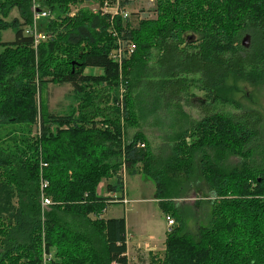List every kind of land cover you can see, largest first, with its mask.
Here are the masks:
<instances>
[{"label": "trees", "instance_id": "1", "mask_svg": "<svg viewBox=\"0 0 264 264\" xmlns=\"http://www.w3.org/2000/svg\"><path fill=\"white\" fill-rule=\"evenodd\" d=\"M38 2L45 38L34 44L31 0H0V264H135L125 218L103 216L124 199L121 168L147 176L173 219L149 263L264 264L261 114L224 96L227 79L264 83V0H154L155 17L136 21L122 16L135 0ZM49 84L71 87L68 111L48 110ZM192 87L197 119L179 100ZM226 103L235 111L207 107ZM148 118L168 131L166 147L139 130ZM202 186L206 219L191 233L176 200Z\"/></svg>", "mask_w": 264, "mask_h": 264}, {"label": "rangeland", "instance_id": "2", "mask_svg": "<svg viewBox=\"0 0 264 264\" xmlns=\"http://www.w3.org/2000/svg\"><path fill=\"white\" fill-rule=\"evenodd\" d=\"M154 7V0H135L133 5L126 8L127 12L131 15V20L140 19L144 17H155L152 12ZM138 15V17H135ZM17 16L15 10L10 13V17ZM245 36V35H244ZM13 39L11 31H5L2 35V40L9 41ZM190 39H195L194 36H190ZM86 72L95 73L97 70L86 69ZM225 85L233 88L229 93H224V96L232 97L242 109H255L261 114V137L260 142L264 145V83L259 85H249L248 83L240 80L227 79ZM224 85V86H225ZM46 93L47 108L49 111L56 113H64L70 109V105L73 103L71 97V87L68 84L53 85L49 84L46 88L42 89V97ZM192 93L193 95H191ZM203 92L192 87L189 93L182 92V97L179 100L185 105L184 110L190 114L193 118H199L201 115V108L199 101L203 98ZM225 97V98H226ZM200 98L201 100L197 99ZM228 98V97H227ZM193 104V106H187L185 102ZM206 101V100H204ZM203 101V102H204ZM209 103V102H205ZM217 106L216 108H213ZM208 110H222L225 112H233L235 109L232 105L226 104H209ZM212 110V111H213ZM154 122L151 118H148L143 126L139 127L142 133L145 135L147 142L149 141L151 147L155 150L159 146L166 147L168 144V131L161 129L157 126H152ZM102 126V125H101ZM166 129V128H165ZM135 131V128L128 127L126 131L128 137H130ZM144 144V143H143ZM168 152V151H167ZM260 150L256 151L254 157L259 161ZM231 162H238L236 158L230 159ZM122 176L123 189L124 185L127 189H124V196L128 200L126 203H122L118 200L107 205L103 212V216L117 217L121 216L125 218L126 232L129 241V255L128 259L131 263L135 264H154L148 262L147 253L149 250L156 253L158 256H162L163 244L165 234L168 228L166 216L161 212L155 199H153V183L147 176L142 173H135L128 175L124 168H121L118 172ZM127 178V179H126ZM107 183H114V178H104L100 184V189H105ZM127 190V194L126 191ZM189 191L185 199L176 200V205L180 207V211L185 215L184 220L187 226V230L191 233H195L199 224L205 222L206 203L210 201L209 195H211L204 186ZM103 195L111 196L109 193L104 192ZM120 192L115 193L114 197H121ZM207 196V197H206ZM201 202L198 207L194 206V201L200 199ZM209 199V200H208ZM176 224V223H175ZM170 227V226H169ZM169 230V229H168ZM151 236V237H150ZM150 237V239H149ZM151 239L154 243H151ZM141 240L146 243L145 248L137 247L134 242ZM141 257V259H139ZM46 258V257H45ZM44 259V257H43ZM47 260V259H46Z\"/></svg>", "mask_w": 264, "mask_h": 264}, {"label": "built area", "instance_id": "3", "mask_svg": "<svg viewBox=\"0 0 264 264\" xmlns=\"http://www.w3.org/2000/svg\"><path fill=\"white\" fill-rule=\"evenodd\" d=\"M103 12H107L113 17V15L117 12L116 7H111L107 3L104 4L102 7ZM31 10H32V26L31 28H28L25 30L26 33L31 34L34 38V44H37L40 40L45 38V34L38 29L39 22L44 19L47 16L46 11L43 9H40L38 0H31ZM122 16L125 18L128 16V12L124 11L122 12ZM134 48V44H129L127 47V53L129 54ZM125 53L124 48L120 41H118V47L116 51L113 53L112 57L115 59L120 60L121 56ZM140 146H143V143L140 144ZM42 186H45V183L42 184ZM128 200L124 197L122 200V203H126ZM43 204H49L48 199H43ZM167 225L171 226L173 224V219L169 216H166ZM112 264H118V263H112Z\"/></svg>", "mask_w": 264, "mask_h": 264}, {"label": "crops", "instance_id": "4", "mask_svg": "<svg viewBox=\"0 0 264 264\" xmlns=\"http://www.w3.org/2000/svg\"><path fill=\"white\" fill-rule=\"evenodd\" d=\"M127 179V178H126ZM124 189H127L126 187H125V185H124ZM102 189H100V191H101ZM126 192V194H127V190L125 191ZM111 196H115V193H109ZM125 195V194H124ZM125 197V196H124ZM127 198V197H126ZM117 217H120V216H117ZM169 229V226H168V228H167V230ZM126 236H127V232H126ZM151 237V236H150ZM150 237H149V239H150ZM151 243H154V240L153 239H151V241H150ZM164 242V241H163ZM135 244H136V246L137 247H143V248H145V244L146 243H143V242H141V240H137L136 242H134ZM163 249H164V244H163ZM149 251H151V250H149ZM129 241H128V237H127V252H126V255H127V257H128V255H129Z\"/></svg>", "mask_w": 264, "mask_h": 264}]
</instances>
